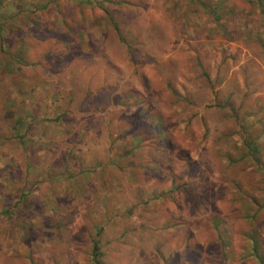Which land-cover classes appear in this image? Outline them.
<instances>
[{
    "label": "rangeland",
    "instance_id": "374dc122",
    "mask_svg": "<svg viewBox=\"0 0 264 264\" xmlns=\"http://www.w3.org/2000/svg\"><path fill=\"white\" fill-rule=\"evenodd\" d=\"M94 242L264 264V0H0V264Z\"/></svg>",
    "mask_w": 264,
    "mask_h": 264
},
{
    "label": "trees",
    "instance_id": "16d2710c",
    "mask_svg": "<svg viewBox=\"0 0 264 264\" xmlns=\"http://www.w3.org/2000/svg\"><path fill=\"white\" fill-rule=\"evenodd\" d=\"M246 145L248 146V149L250 151H252V152L258 151L257 147L254 146L251 141L247 142ZM255 249H256V246H255ZM91 257H92V261L94 262V264H102L103 263L101 261L102 252L100 251V248L97 245V242H94L92 245Z\"/></svg>",
    "mask_w": 264,
    "mask_h": 264
}]
</instances>
